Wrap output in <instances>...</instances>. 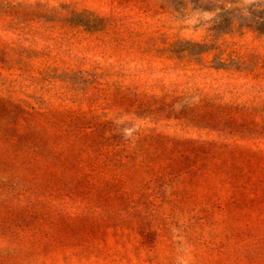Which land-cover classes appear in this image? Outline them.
I'll return each mask as SVG.
<instances>
[{
	"label": "rangeland",
	"instance_id": "obj_1",
	"mask_svg": "<svg viewBox=\"0 0 264 264\" xmlns=\"http://www.w3.org/2000/svg\"><path fill=\"white\" fill-rule=\"evenodd\" d=\"M146 2L139 8L125 0H0V99L9 102L0 101V129L15 109L28 112L57 151L23 157L56 162L57 173L41 180L10 178L0 165V264H264L259 225L201 228L183 218L146 227L141 214H107L93 195L65 187L49 203L38 193L53 175L60 185L63 175H83L66 168L90 159L74 143L105 122L125 126L127 134L141 128L264 147V0ZM151 100L173 109L171 116L137 112V104ZM10 160L20 162L14 155L0 163L13 168ZM124 170L110 174L121 175L122 191L154 188L141 184L145 172Z\"/></svg>",
	"mask_w": 264,
	"mask_h": 264
},
{
	"label": "trees",
	"instance_id": "obj_2",
	"mask_svg": "<svg viewBox=\"0 0 264 264\" xmlns=\"http://www.w3.org/2000/svg\"><path fill=\"white\" fill-rule=\"evenodd\" d=\"M125 1L139 8L148 5L146 0ZM0 101L9 103L4 99ZM155 102L151 100L144 108L137 104V112L171 116L173 109L165 103L153 106ZM33 116L28 112L21 114L19 109H15V113L1 122L0 158L16 155L20 160H10L13 168H9L8 163H0L9 171L10 178L30 175L29 179L41 180V174L57 173L56 162L22 161L23 157L32 156L38 149L51 154L57 152L52 145L54 138L37 127ZM224 118L223 125H229L232 121L230 116ZM16 123H20V128L13 126ZM97 128V131L79 134L73 147L75 152L87 148L85 152L91 154L89 161L87 157H82L83 162L66 163L68 170H76L83 175H63L67 180H63L65 184L61 185L57 175H53V181L45 180L46 177L43 179L46 183L38 193L44 195L49 203L54 202L51 200L54 196L62 195L66 187L65 191L69 194L98 197L107 214L116 211L141 214V223H138H144L146 227L147 223H179L183 218L192 220L201 228L264 227V147L186 141L162 132L146 133L141 128L127 134L125 126L109 122ZM238 130L251 131L248 128ZM125 164L131 175L145 172L141 184H154V188L142 190L140 195L122 191L118 187L123 183H119L121 175L112 177L110 174L123 175ZM20 165L24 167L23 172L19 169ZM116 168L121 172H116ZM98 176L104 180L98 182L93 179ZM33 180H30L31 184L38 183ZM10 183L13 187L20 184L18 181ZM100 189H104L105 193L101 194ZM33 193L37 194L36 191ZM75 200L72 199V202ZM163 213L169 219L163 217ZM146 217L148 220H145Z\"/></svg>",
	"mask_w": 264,
	"mask_h": 264
}]
</instances>
